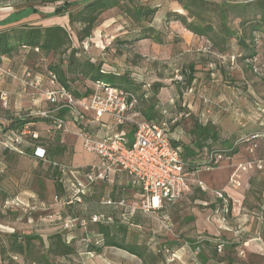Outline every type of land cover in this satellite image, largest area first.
<instances>
[{
  "label": "rangeland",
  "instance_id": "rangeland-1",
  "mask_svg": "<svg viewBox=\"0 0 264 264\" xmlns=\"http://www.w3.org/2000/svg\"><path fill=\"white\" fill-rule=\"evenodd\" d=\"M47 1L1 0L0 8L16 11L25 6L34 7L50 22L63 23L82 57L101 62L108 71H127L149 86L163 85L162 101L166 113L162 115L161 124L166 129L173 125L170 120L178 112L186 110L195 115L201 112L204 117H209L220 136L235 147L236 153L223 155L209 171L203 165L189 171L187 188L181 198L174 204L162 203L157 211L140 209L141 198L134 192H124V206L103 205L102 200L119 199L121 195L107 182L91 186L80 204L64 205L54 200L59 194L55 193L52 181L45 178L48 164H38L26 153L38 145L45 149L54 146L53 133H47L48 125L37 122L27 126L21 134L0 132V262L36 264L33 259L46 253L48 237L56 232L69 243L74 237L76 240L83 237L86 231L90 233L86 239L93 242L96 238L91 234L89 219L101 215L110 217L112 222L132 225L128 228L129 233L136 232L138 241L147 242L152 250L160 249L167 264H199L198 251L193 249L192 241L239 242L237 259L244 263L264 264V256L244 253L242 245L247 243L249 232L260 229L264 218V34L254 33L252 42L246 39L249 49L231 39L227 53L218 54L205 39L192 35L173 20V13L186 15L176 0H139L141 4L156 8L151 27L161 33L162 45L151 40L131 41L138 31H133L117 9L102 14L91 37L80 44L68 21L52 16V13L65 1L81 0H55L53 4ZM207 1L241 3L246 0ZM229 25L241 33L238 20ZM125 40L130 42H116ZM34 53L22 49L14 59H3L0 66V121L7 116L39 117L52 110L45 98L46 91L51 90L47 77L51 56ZM251 53L254 56L249 58ZM188 65L198 71L197 80L190 89L179 90L175 81L181 76V69ZM74 87L83 92L92 85L81 82ZM170 100L175 106L169 103ZM175 112L176 116L173 115ZM139 118L131 119L134 122ZM187 119L188 122L171 132L172 137L180 135L183 139L180 141L185 142V130L194 117L191 115ZM69 122L73 125L71 120ZM72 125L66 124L61 133L65 153L54 158L55 163L69 170L70 173L65 175L69 181L74 177L71 172L82 171L73 163L72 149L77 136L73 127L76 125ZM33 134L38 135V141H32ZM77 157L91 165L97 163L93 154L82 153ZM198 182L204 185L205 191L197 186ZM216 193L225 197L226 205H231L228 212ZM4 203H8L6 208H3ZM72 219L84 221L85 227L66 228ZM12 231L20 236L37 237L31 242L27 257L8 250L7 236ZM241 234L244 235L238 237ZM71 245L78 254L65 259H50L55 264H130L113 249H103L102 254L96 255L80 251L79 240ZM260 247L264 253V247Z\"/></svg>",
  "mask_w": 264,
  "mask_h": 264
},
{
  "label": "trees",
  "instance_id": "trees-1",
  "mask_svg": "<svg viewBox=\"0 0 264 264\" xmlns=\"http://www.w3.org/2000/svg\"><path fill=\"white\" fill-rule=\"evenodd\" d=\"M1 1V0H0ZM55 0H49L47 3L53 4ZM180 8L186 15L173 13V20L179 22L181 26L192 35L205 39L212 50L218 54H225L229 49L230 40H236L237 44L244 49H249L245 40L253 41L254 33L264 34V0H246L241 3L210 2L207 0H176ZM75 8V9H72ZM117 9L128 23L133 27V31H138V35L131 41L151 40L153 43L162 45L161 33L151 27V22L156 14V8L141 4L139 0H81L65 1L62 5L55 8L52 16L67 17L69 27L75 31L76 40L82 44L89 39L93 31L100 23V16L107 11ZM17 11L26 14H38L34 7H23ZM234 20H238L241 33L238 34L229 25ZM9 23H2V26ZM125 44L130 40L116 41ZM28 50L29 54L51 56V62L47 67L48 72L55 76L57 85L69 91L74 99L86 101L96 89V83H104L108 86L122 90L128 95V102L132 104L134 110L142 120L161 124L163 119L159 101L156 98L158 91L163 85L155 83L147 87V84L139 81L131 73L103 71L101 62L95 63L90 59L81 56L78 48L73 46V41L67 29L60 25L35 26L21 24L12 26L0 31V66L3 59L12 60L21 53V50ZM37 50V51H35ZM254 55L251 53L249 58ZM195 67L188 65L181 69V76L175 81L179 88L190 89L197 80ZM90 82L92 88H86L80 92L74 87L76 83ZM52 108L43 117L31 116H7L0 121V132L21 134L29 125L42 122L48 125L47 133H53L52 147L46 149L41 146H35L26 153L38 164L47 163L48 168L45 178L52 181L54 191L58 197H66V184L59 171L62 165L54 162L55 157L62 156L66 147L62 144L61 133L63 129H57L55 120L67 122L71 120L69 113L65 109L56 108L54 104L49 103ZM180 121L173 123L170 129H166V135L169 138L170 145L179 150L181 159L185 165L186 172L195 171L200 166L208 164V157L213 154L233 155L236 153L235 147L226 139L220 136L216 127L211 124H200L197 120L191 123L188 130L189 141H177L171 136V132L182 125L184 119L189 117L188 113L183 112ZM171 123V122H170ZM75 125L82 131L87 132L80 122ZM33 142L38 141V135L33 134ZM42 148L45 152L44 159H38L34 155L36 148ZM216 165H213L215 167ZM88 168V167H87ZM86 168V169H87ZM103 183V182H100ZM99 184V183H97ZM94 184L92 186H95ZM88 192V191H87ZM85 193L82 200L87 196ZM111 199V198H109ZM118 202L121 199H111ZM221 203V202H220ZM231 205H227V212ZM129 224L113 221L112 223H91V232L96 239L93 242L87 240V233L79 240L80 251L93 252L100 254L104 248H113L123 251L130 256L135 257L141 264H167L162 256V251L152 250L147 242L138 241L136 232L129 233ZM134 227V226H133ZM136 228V227H134ZM77 238V237H76ZM260 238L264 241V218L260 226ZM37 239L32 235H17L11 233L7 236L9 242L8 250L11 253L27 257L31 250V242ZM75 237L69 243L63 241L61 233H54L48 237L49 246L46 253L33 259L36 264H55L51 257L68 258L78 254L71 244L77 241ZM193 249L197 250V259L199 264H257L244 263L237 259V248L240 243L232 241H223L221 244H213L209 241L200 243L191 242ZM172 247V246H170ZM4 250L1 251L4 255ZM0 264H3L0 262Z\"/></svg>",
  "mask_w": 264,
  "mask_h": 264
},
{
  "label": "built area",
  "instance_id": "built-area-1",
  "mask_svg": "<svg viewBox=\"0 0 264 264\" xmlns=\"http://www.w3.org/2000/svg\"><path fill=\"white\" fill-rule=\"evenodd\" d=\"M102 70L107 71L105 68ZM47 77L51 90L46 91V101L54 104L57 109L67 110L74 124L83 118L84 113L91 112L96 121L106 115L117 127L128 123L134 126L132 142H127L122 132L98 139L90 133L80 131L82 150L95 155L99 162L80 173L71 172L74 176L72 181L65 178L66 173H70L67 167L61 166L59 171L64 178L67 195L61 198L55 196L56 202L64 205L80 204L82 196L92 185L106 181L115 171L125 173L139 189L141 198L139 208L143 211H157L162 207V203L174 204L181 198L186 188L188 173L179 150L170 145L164 124L144 120L133 122L128 116L132 104L128 102V95L120 89L98 82L95 84L96 91L86 101H78L69 91L57 85L53 74L48 72ZM40 115L45 117L48 113L43 112ZM55 123L57 129H65V121L55 120ZM34 155L43 160L45 152L38 147ZM222 158L220 154L210 155L208 163L211 165H206V170L217 165ZM257 167L261 168V165ZM197 186L205 191L201 182H198ZM216 195L226 207L225 197L220 193ZM102 204L108 207H121L125 205V201L113 202L108 198L102 200ZM7 205L8 203H4L3 208ZM89 222L112 223V219L95 215L90 217ZM67 224L69 225L65 227L68 229L86 225L84 221L77 222L76 219L70 220Z\"/></svg>",
  "mask_w": 264,
  "mask_h": 264
},
{
  "label": "crops",
  "instance_id": "crops-1",
  "mask_svg": "<svg viewBox=\"0 0 264 264\" xmlns=\"http://www.w3.org/2000/svg\"><path fill=\"white\" fill-rule=\"evenodd\" d=\"M22 13H23L22 11H20V12L17 11V10L16 11H12V10L8 11V9L0 8V31L4 30L6 28L12 27V26H17V25H21V24L35 25V26H44V27L52 26V25L64 26L63 23L50 22L48 18L42 17V15H40L39 13L38 14H29V15L22 14ZM62 18L64 20H67L66 16H64ZM6 21L9 24L2 26V23H4V22L6 23ZM138 80L141 81L140 79H138ZM162 92H163V87L160 88V90L158 91V94H157L156 98L159 101L160 111H161V114L163 115V114L166 113V111L164 109L165 106H164V103L162 101V97H163V95H162L163 93ZM169 103L172 106H175L174 105V101L170 100ZM188 108H190V107H188ZM177 112H175L173 115L176 116ZM183 112L188 113L190 116L192 115L194 117V119L197 120L198 123H200V124L204 125V124H208V123L211 124L212 123V122H210L209 117L208 116L204 117V115L201 112H200L199 115L198 114L195 115L194 113L192 114L189 111L184 110L182 112H178L177 116L174 119L170 120L171 124L180 121V117L183 115L182 114ZM128 116L131 119L132 117H136V116L138 117L139 115L134 110L130 109V111L128 113ZM189 117H187V118H189ZM187 118L184 119L182 124L188 122ZM138 120H142V119L139 118ZM79 122L84 126V128L87 131L90 132V134L94 138H98V139L105 138V137L113 135L115 132H122L125 135V139H126L127 142H130V139L133 138L134 126L131 123H128L126 125L117 127L110 121L109 117L106 116V115H104L102 118H100L98 121H96L94 119L93 114L91 112H86V113H84L83 118L80 119ZM66 124L67 125L68 124L72 125V123L69 122V120H67ZM73 125H74V123H73ZM211 125H213V123ZM190 126H191V124H190ZM190 126H189L188 130L190 129ZM73 127H75V129H76V131H74V132H75V134L77 136L76 145L72 149L73 153H74L73 156L75 158L73 163H75V165L77 167H81L80 170H85L87 167H90L92 165L84 162L83 159H81L80 157H77L80 154L86 153V152H84L82 150V147H81V139H80V136H79V132L81 130L77 126H73ZM188 130H185L186 131L185 134H184V132L180 131L181 134H184L187 137V138H185L186 139L185 143H187L189 141V136L187 134ZM67 138H69V137H67ZM174 138L177 141L183 140L180 135H178V137H174ZM98 162L99 161H98V158H97V163ZM207 171H209V170H207ZM106 182L110 184L111 189L116 190L117 192L120 191L121 195L118 198L121 199V200L125 201V198L123 196L124 192H126V193L134 192V194L136 196L137 195L140 196L139 189L136 188V186L132 184V182L129 179V177L125 173H123L121 171H115L114 173H112L108 177V179L106 181H104V183H106ZM187 182H188V176H187ZM187 182H186V188H187ZM186 188H185V190H186ZM56 233H59V232H56ZM243 235L244 234H241L238 237L241 238ZM247 236L249 238L247 240V243H243L242 244L243 248H244V253L247 252L248 254H252L254 256H264V253H262V249L260 247V246L264 247V245H263L264 241L260 238V229L252 230L251 232H249V234ZM104 249H113V248H104ZM113 250L122 259H125L124 261L126 263L141 264L139 262V260H137L135 257L130 256L129 254H127V253H125L123 251L117 250V249H113ZM102 251H101L100 254H102ZM100 254H96V255H100Z\"/></svg>",
  "mask_w": 264,
  "mask_h": 264
}]
</instances>
